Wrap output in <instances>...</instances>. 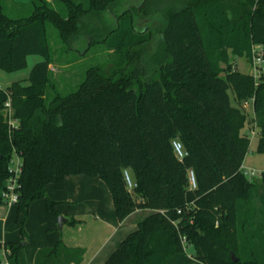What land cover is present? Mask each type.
<instances>
[{
    "label": "trees",
    "instance_id": "obj_1",
    "mask_svg": "<svg viewBox=\"0 0 264 264\" xmlns=\"http://www.w3.org/2000/svg\"><path fill=\"white\" fill-rule=\"evenodd\" d=\"M52 1L30 0L29 15L15 17L0 4V68L17 71L30 54L43 57L28 84L15 81L0 90V204L13 151L23 158L16 204L21 241L0 242V262L4 251L9 264H20L34 201L44 199L57 221V202L46 186L61 190L66 176L83 174L105 183L120 221L148 211L103 264H264V170L250 178L243 168L252 141L243 132L244 102L252 101L255 151L264 154V81L256 84L252 73L232 62L251 61L254 44L264 49V0H144L143 14L163 20L158 70L147 79L115 77L150 39L130 18L106 39L116 57L114 75L91 68L76 90L61 94L53 88L51 95L48 24L67 42L88 13L109 4ZM8 95L19 120L13 132L4 109ZM176 139L185 148L183 158L174 151ZM82 255L59 241L39 250L36 264L78 263Z\"/></svg>",
    "mask_w": 264,
    "mask_h": 264
},
{
    "label": "rangeland",
    "instance_id": "obj_2",
    "mask_svg": "<svg viewBox=\"0 0 264 264\" xmlns=\"http://www.w3.org/2000/svg\"><path fill=\"white\" fill-rule=\"evenodd\" d=\"M30 0L19 3L16 0H0V4L6 7L11 16L23 12L29 15L31 10ZM52 1V0H49ZM82 2L84 0H76ZM109 0V4L103 11H93L83 18L81 31L69 41L64 42L55 26L48 24V44L51 50L50 61V82L48 93L52 95L53 88L61 94H68L78 88L86 77V72L91 68H99L105 74L114 75L116 57L114 51L106 45V39L113 30L121 28L130 18L135 21L137 30L149 33V41L135 48L130 56L128 66H124V73H117L115 77L121 75H132L131 77L147 79L149 74H153L160 66V56L164 43L163 20L157 17V13L152 12L148 17L143 14L144 0ZM159 4L164 0H156ZM52 6L61 13H64L63 5L57 1L51 2ZM139 8V9H138ZM139 10V12H138ZM43 60L39 54H30L27 57L26 67L23 69L7 72L0 68V88L6 89L15 81L23 84L29 83V76L34 65ZM233 68L244 73H251L250 60L246 57H236L232 60ZM264 80V78H263ZM233 104L235 101V90L230 89ZM252 101L244 102L243 110L248 115V121L243 132L248 133L251 139L250 149L244 161V170L250 178L259 177L264 170V154L255 151L258 139V129H256ZM254 172V174H252ZM258 204V201H255ZM190 251V250H189ZM235 255V254H234Z\"/></svg>",
    "mask_w": 264,
    "mask_h": 264
},
{
    "label": "crops",
    "instance_id": "obj_3",
    "mask_svg": "<svg viewBox=\"0 0 264 264\" xmlns=\"http://www.w3.org/2000/svg\"><path fill=\"white\" fill-rule=\"evenodd\" d=\"M46 192L57 202L60 215L69 221L60 229L57 221L49 217L45 200L34 201L25 224L28 238L20 252V264H36L38 251L55 247L59 241L68 249L83 250L80 262L67 264H103L128 234L138 228L140 218L148 212L137 210L120 221L112 194L99 177L69 175L64 189L49 184ZM17 217L16 205L0 204V242L21 241ZM72 219L76 221L74 224L70 222Z\"/></svg>",
    "mask_w": 264,
    "mask_h": 264
},
{
    "label": "built area",
    "instance_id": "obj_4",
    "mask_svg": "<svg viewBox=\"0 0 264 264\" xmlns=\"http://www.w3.org/2000/svg\"><path fill=\"white\" fill-rule=\"evenodd\" d=\"M258 0H255L257 2ZM252 57H251V67H252V75L255 78L256 84H259L261 81H264V49L263 46L260 44H254L252 46ZM0 90L5 91V89L0 88ZM5 115L8 122V127L10 132L17 129L19 127V120L14 117V108L12 105V99L8 95V99L4 104ZM173 147L176 155L179 158H183L186 155L185 148H183L182 143L179 140L173 141ZM23 166V158L19 152L16 150L13 151V155L9 165V172L10 175L6 180L5 187L1 193V198L3 203L8 205H16L19 200V189L20 183L19 178L22 172ZM244 168V166H243ZM248 175V173L245 171ZM254 174V172H252ZM125 179L130 189L134 188L136 184L132 180L128 171H124ZM189 181L191 184V188H196V179L194 172L192 170L189 171ZM2 260L0 264H9L4 251L1 253Z\"/></svg>",
    "mask_w": 264,
    "mask_h": 264
},
{
    "label": "water",
    "instance_id": "obj_5",
    "mask_svg": "<svg viewBox=\"0 0 264 264\" xmlns=\"http://www.w3.org/2000/svg\"><path fill=\"white\" fill-rule=\"evenodd\" d=\"M69 220L63 216V215H59L57 217V223H58V227L61 229L63 227V224L68 222Z\"/></svg>",
    "mask_w": 264,
    "mask_h": 264
}]
</instances>
